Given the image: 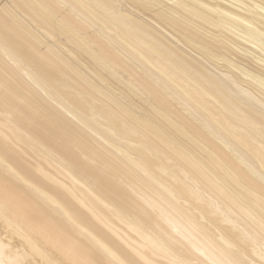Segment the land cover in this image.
Here are the masks:
<instances>
[{
    "label": "bare ground",
    "instance_id": "bare-ground-1",
    "mask_svg": "<svg viewBox=\"0 0 264 264\" xmlns=\"http://www.w3.org/2000/svg\"><path fill=\"white\" fill-rule=\"evenodd\" d=\"M0 264H264V0H0Z\"/></svg>",
    "mask_w": 264,
    "mask_h": 264
},
{
    "label": "rangeland",
    "instance_id": "rangeland-1",
    "mask_svg": "<svg viewBox=\"0 0 264 264\" xmlns=\"http://www.w3.org/2000/svg\"><path fill=\"white\" fill-rule=\"evenodd\" d=\"M145 87H148V85H147V83L145 82ZM174 103H176V102H173V104ZM177 104V103H176ZM60 137L61 138H64L65 140H68L69 142H70V146H71V148L74 150V151H72V152H76V149H75V147L72 145V138H71V136H69V135H60ZM94 146V144H91V147H93ZM198 158H200V156L198 157ZM235 214H237L236 212H235ZM238 215V214H237ZM241 217V216H240ZM239 217V218H240ZM241 219V221H243L245 218H240ZM78 233H75V235H77ZM83 240H84V242L89 246V247H91L93 250H94V252H95V254H96V256L97 257H101V252L98 250V249H96V248H94L93 246H92V244L88 241V240H86V239H84L83 238ZM111 245H112V247L114 248V247H117L118 246V244L115 242V241H111ZM103 257H105V255H103ZM256 257V256H255ZM258 257H256V259H257ZM255 258H253L252 259V261H255L256 260ZM258 261V260H257Z\"/></svg>",
    "mask_w": 264,
    "mask_h": 264
}]
</instances>
